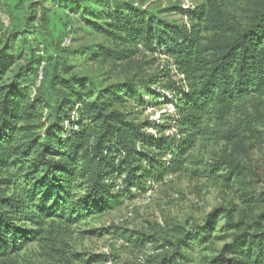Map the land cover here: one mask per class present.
<instances>
[{"label": "trees", "instance_id": "trees-1", "mask_svg": "<svg viewBox=\"0 0 264 264\" xmlns=\"http://www.w3.org/2000/svg\"><path fill=\"white\" fill-rule=\"evenodd\" d=\"M49 2L68 12L69 33L88 30L106 42L51 54L50 9L19 0L27 3L20 26L0 40V261L47 238L49 220L71 226L97 218L123 197L145 194L148 182L188 172L193 180L236 187L240 204L218 205L203 223L176 228L180 242L160 264H177L180 248L193 246L205 252L206 264H264V179L251 177L235 158L209 160L199 152L210 143L247 152L246 135L257 132L261 119L252 108L264 98V3L246 13L231 0L165 11L187 15L188 23H180L133 0ZM142 49L166 55L167 66L146 79L103 85L71 63L82 53L126 61ZM159 83L170 97L160 95ZM132 101L172 103L174 113L139 121L119 107ZM135 236L122 235L141 248L152 242ZM217 241L221 249L213 247Z\"/></svg>", "mask_w": 264, "mask_h": 264}, {"label": "rangeland", "instance_id": "rangeland-1", "mask_svg": "<svg viewBox=\"0 0 264 264\" xmlns=\"http://www.w3.org/2000/svg\"><path fill=\"white\" fill-rule=\"evenodd\" d=\"M24 1L28 3V0ZM33 1H43V6L50 9L48 15L52 22L48 26L51 35L48 43L51 54H55L56 47L78 48L106 42L102 36L92 34L88 30H80L77 34L69 33L70 26L65 25L68 23L67 11L53 7L49 0ZM231 1L239 13L250 12L264 3V0ZM133 2L143 9L158 12L164 18L188 23L187 15L176 14V10L170 13L165 11L180 6L186 10L188 7H196L202 0H133ZM27 3L21 4L19 0H0V40H5L20 26ZM74 25L73 29L80 27L79 24ZM75 35L77 40L72 42L71 39ZM168 61L166 55L153 56L144 49L136 57L126 61L92 60L84 53L71 58L76 71L93 77L103 85L125 79L149 78L159 74L167 66ZM162 83L157 84L156 89L160 95L170 97L171 93L161 88ZM143 99L150 101L148 95H143ZM119 107L130 112L132 118L152 123L159 122L167 113H174L172 103L140 106L132 101ZM252 113L259 117L261 122L255 126L257 132L254 133V137L246 135L247 152L234 151L224 143H210L199 152L209 160L222 156L235 158L248 167L251 177L264 179V98L257 100ZM172 132L173 130L167 133ZM149 184L151 183L148 182ZM151 185L145 194L123 197L114 209L96 215L97 218L89 217L71 226H67L59 219L49 220L48 232L45 234L47 238L30 242L12 259L0 261V264H62L61 255L67 256L72 264H85L82 259H75L74 253H81L85 257L94 254L101 259L100 262L93 264H160L165 257H170L176 251L180 242L176 228L185 227L187 223H203L205 217L218 205L229 201L240 204L236 187L227 186L223 181L193 180L190 179L188 172L167 175L163 181L152 182ZM127 231H131L138 239L148 237L153 243L155 253L141 262L140 256L146 251L148 243L141 248L128 242L122 237ZM223 245L224 242L217 241L213 247L221 249ZM180 251L183 256L177 258V264H206L204 261L206 254L202 249L194 246L181 247Z\"/></svg>", "mask_w": 264, "mask_h": 264}, {"label": "built area", "instance_id": "built-area-1", "mask_svg": "<svg viewBox=\"0 0 264 264\" xmlns=\"http://www.w3.org/2000/svg\"><path fill=\"white\" fill-rule=\"evenodd\" d=\"M149 183H152V182H149ZM154 253H155V250H154V247H153V243L150 242V243H148L146 251L144 252V254H141L139 260L141 262H144L148 256L153 255Z\"/></svg>", "mask_w": 264, "mask_h": 264}]
</instances>
